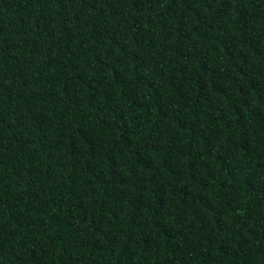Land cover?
Here are the masks:
<instances>
[{
  "label": "trees",
  "instance_id": "trees-1",
  "mask_svg": "<svg viewBox=\"0 0 264 264\" xmlns=\"http://www.w3.org/2000/svg\"><path fill=\"white\" fill-rule=\"evenodd\" d=\"M0 264H264V0H0Z\"/></svg>",
  "mask_w": 264,
  "mask_h": 264
}]
</instances>
